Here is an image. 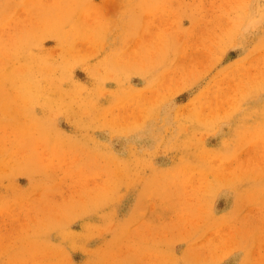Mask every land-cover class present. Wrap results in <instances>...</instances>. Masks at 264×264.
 <instances>
[{
	"label": "rangeland",
	"instance_id": "obj_1",
	"mask_svg": "<svg viewBox=\"0 0 264 264\" xmlns=\"http://www.w3.org/2000/svg\"><path fill=\"white\" fill-rule=\"evenodd\" d=\"M0 264H264V0H0Z\"/></svg>",
	"mask_w": 264,
	"mask_h": 264
}]
</instances>
